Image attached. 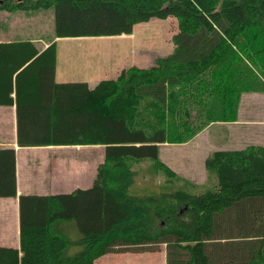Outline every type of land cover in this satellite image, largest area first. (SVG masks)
I'll return each mask as SVG.
<instances>
[{
    "label": "trees",
    "instance_id": "16d2710c",
    "mask_svg": "<svg viewBox=\"0 0 264 264\" xmlns=\"http://www.w3.org/2000/svg\"><path fill=\"white\" fill-rule=\"evenodd\" d=\"M42 9L54 10L56 39L130 35L170 16L179 30L172 53L94 87L56 81V42H0V106L16 105L20 148L106 147L90 188L19 197L20 249L0 245V264H97L157 245L166 264H264V147L213 152L205 167L216 184L202 193L130 194L142 161L153 174H175L160 145L179 139L164 122L148 129L146 102L166 116L173 105L194 131L201 126L182 107L203 98L205 117L234 122L242 94H264V0H0V11ZM238 50L258 72L242 79ZM16 163L15 148H0V198L17 196Z\"/></svg>",
    "mask_w": 264,
    "mask_h": 264
},
{
    "label": "rangeland",
    "instance_id": "374dc122",
    "mask_svg": "<svg viewBox=\"0 0 264 264\" xmlns=\"http://www.w3.org/2000/svg\"><path fill=\"white\" fill-rule=\"evenodd\" d=\"M178 30L177 18L170 16L166 19L152 18L147 22L138 23L130 35L64 40L55 38L53 9L13 13L0 11V42L31 40L36 42L40 49L46 43L56 42L60 47L56 81L58 83L86 82L91 87L101 82L102 80L99 81V79L104 74H109V77L113 75L118 77L120 67L118 68L119 74L116 73V69L121 64L149 68L157 58L172 53L174 50L173 37ZM235 55L241 67L242 79L258 72V64H252L247 55L241 54L239 50L235 52ZM74 58L75 60L82 59L83 65L77 67L75 62L73 64ZM213 102L215 104L212 103V107L216 108L219 102L216 100ZM209 108H211L209 103L205 104L203 98L190 108L182 107L181 111L189 116L190 126H201L199 130L184 131L182 123H184L185 116L179 117L178 110L175 112L173 105H171L170 114L166 116L151 101L146 102L139 116L149 125L148 129L151 131L164 122L174 133L172 139H179L172 141L174 143L168 141L160 145V159L175 174L172 177L161 172L153 174L149 167L150 162L142 161L136 165L135 181L130 189L131 195L154 196L161 192L167 193L181 189L191 193H202L216 184V177L205 167L206 159L215 152L213 150L239 149L243 144L251 146L254 143L264 147V94L244 93L241 95L234 121L240 123L241 126H238L240 130L234 137L227 136L225 126L232 130L231 125L235 123L221 122L217 119L211 121L204 116ZM8 109V114L11 115L12 107L8 106ZM173 118L174 122L166 124ZM105 148L103 145L64 146L50 151L51 154L63 155L67 152L69 155L68 169L64 170V165L54 160L46 169L49 174L50 171L65 173L60 177L61 182L57 181L58 187L51 192L69 193L72 188V190L90 188L96 178L98 166L104 162ZM61 149L66 150L61 151ZM44 153L46 152L21 151L19 158L24 164L29 163L31 167L36 163V156ZM7 217L11 224L16 220L12 209L1 205L0 222H6ZM77 236H79L78 231L75 236L72 235L74 239ZM97 264H166V247L157 245L139 250L123 249L118 253L107 254L100 258Z\"/></svg>",
    "mask_w": 264,
    "mask_h": 264
},
{
    "label": "crops",
    "instance_id": "0c3cea01",
    "mask_svg": "<svg viewBox=\"0 0 264 264\" xmlns=\"http://www.w3.org/2000/svg\"><path fill=\"white\" fill-rule=\"evenodd\" d=\"M69 39V38H66ZM65 40V39H64ZM50 43H46L42 49H45L49 46ZM58 60H57V69L56 76L58 71V64L60 60L59 49L58 46ZM74 62L78 66L83 65L82 59H73ZM135 66V65H134ZM120 67V73L122 70L129 68L130 66H126L125 64H121L117 67L116 73L119 74L118 68ZM109 74H104L100 77L99 81L103 80H114L117 75H113L112 77L108 76ZM119 76V75H118ZM109 77V78H108ZM12 113L8 114V106H0V148H15L17 155V196L12 198H0V206L4 205L6 207H10L15 215V222L13 224L10 223L8 217L6 218V222H0V245L1 246H9L20 249V216H19V197L21 195H52V194H61L59 192H51L53 189L55 190L58 187L57 181H60V177L65 173H58L57 171H50V174L46 171L47 167H50L52 161H57L59 164H63V169H68V153L65 152L63 155H56L49 153L50 151H54L57 147L64 146H48V147H27L20 148L17 143V113H16V105H11ZM235 124L231 125L232 130L229 127H226L228 132L227 136H235L237 131L240 130L238 126H241L240 123L234 122ZM258 143H254L251 146H258ZM249 144L242 145L239 149H245ZM66 149H61L64 151ZM220 149H215L213 151H217ZM233 150V149H230ZM21 151H45L46 153L42 155L36 156V163L30 167V164H24L19 156ZM25 158V157H24ZM28 158V157H27ZM30 162V160H28ZM99 167V166H98ZM54 170L55 167H53ZM98 173V168H97ZM97 176V175H96ZM50 179V180H49ZM46 180V181H45ZM48 180V181H47ZM95 180V179H94ZM94 182V181H93ZM76 189V187H74ZM73 189V188H72ZM70 190L73 192L74 190ZM70 193V192H69ZM15 223V224H14Z\"/></svg>",
    "mask_w": 264,
    "mask_h": 264
}]
</instances>
